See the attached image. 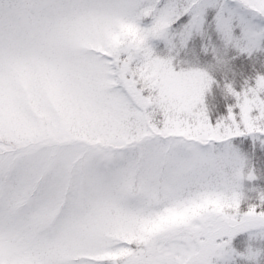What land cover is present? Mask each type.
I'll list each match as a JSON object with an SVG mask.
<instances>
[{"label":"snow or ice","instance_id":"6c2138e0","mask_svg":"<svg viewBox=\"0 0 264 264\" xmlns=\"http://www.w3.org/2000/svg\"><path fill=\"white\" fill-rule=\"evenodd\" d=\"M260 180L264 0H0V264H264Z\"/></svg>","mask_w":264,"mask_h":264},{"label":"rangeland","instance_id":"374dc122","mask_svg":"<svg viewBox=\"0 0 264 264\" xmlns=\"http://www.w3.org/2000/svg\"><path fill=\"white\" fill-rule=\"evenodd\" d=\"M256 183H257L258 185L264 186V180L257 181ZM242 239H244V237H238V238H237L238 241H239V240H242Z\"/></svg>","mask_w":264,"mask_h":264}]
</instances>
